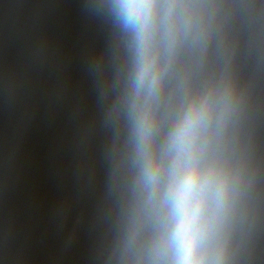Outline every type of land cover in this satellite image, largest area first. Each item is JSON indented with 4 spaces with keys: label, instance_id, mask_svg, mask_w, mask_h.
Wrapping results in <instances>:
<instances>
[{
    "label": "clouds",
    "instance_id": "clouds-1",
    "mask_svg": "<svg viewBox=\"0 0 264 264\" xmlns=\"http://www.w3.org/2000/svg\"><path fill=\"white\" fill-rule=\"evenodd\" d=\"M127 26L135 31V87L143 93L136 121L141 178L159 212L162 231L155 255L171 253L170 264H224L221 234L230 210V176L210 154L215 107L209 95L194 98L167 133L158 158L152 151L155 119L148 100L158 96L164 66L180 37L181 0H117ZM158 264V262H157Z\"/></svg>",
    "mask_w": 264,
    "mask_h": 264
}]
</instances>
